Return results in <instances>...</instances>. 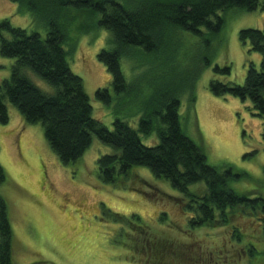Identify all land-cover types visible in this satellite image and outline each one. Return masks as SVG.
I'll use <instances>...</instances> for the list:
<instances>
[{
	"label": "rangeland",
	"instance_id": "rangeland-1",
	"mask_svg": "<svg viewBox=\"0 0 264 264\" xmlns=\"http://www.w3.org/2000/svg\"><path fill=\"white\" fill-rule=\"evenodd\" d=\"M217 15L222 18L218 31L202 27L191 33L177 27L154 51H122L120 65L130 91L117 93L97 57L101 49L113 47L111 32L98 24L100 13L70 6L56 20L66 34L69 67L82 78L94 118L109 129L116 117L137 128L150 111L146 99L165 88L168 95L178 96L180 126L202 148L207 162L231 167L228 186L249 198H264V119L249 100L215 95L209 88L212 79L243 85L249 64L259 68L261 54L251 51L248 41L241 42L238 33L243 28L264 31V9L229 8ZM2 18L46 36L48 20L33 18L17 2L0 0ZM13 63L0 55V82L9 78ZM226 66L228 73L222 71ZM24 73L44 93L56 92L29 68ZM104 87L111 90L109 103L95 96ZM6 106L8 121L0 123V165L6 175L0 195L12 230L13 264H198L202 259L201 264H210L212 256L219 264H264L262 220L250 215L239 221L254 246L243 253L245 243L230 242V227L192 228L173 199L183 197L181 192L147 167L135 168L137 180L121 175L115 184L104 183L97 158L115 153L111 146L93 135L83 154L64 164L50 148L42 124L26 122L9 101ZM139 137L147 146L158 142L155 132ZM170 239L181 243V256L169 251L156 257L157 243Z\"/></svg>",
	"mask_w": 264,
	"mask_h": 264
},
{
	"label": "trees",
	"instance_id": "trees-1",
	"mask_svg": "<svg viewBox=\"0 0 264 264\" xmlns=\"http://www.w3.org/2000/svg\"><path fill=\"white\" fill-rule=\"evenodd\" d=\"M10 1L19 3L35 19H47L48 30L46 36L41 38L37 31L29 32L13 26L8 18L0 19V55L14 59L9 78L0 82V123L8 121L6 101H9L26 122L42 124L50 148L64 164L76 161L95 135L116 151L97 158L102 182L115 184L121 175H132L137 180L139 175L133 174L135 168L147 167L154 176L164 178L181 192L183 197L173 199L179 201L192 228L230 227V242L245 243L243 253H250L254 248L249 243L251 236L243 233L238 223L250 215L264 222V198H249L248 194L237 193L228 186L227 182L232 176L231 167L221 169L207 162L202 148L180 126L178 96L168 95L165 88L155 89L146 99V107L150 111L140 117L137 128L116 117L113 128L109 129L94 118L82 78L69 67L68 53L63 48L66 34L57 20L70 6L90 7L99 12L98 24L111 32L113 47L101 49L97 57L111 75L113 91L129 92L120 65L122 51L137 48L154 51L163 46L167 35L177 27L191 33H200L202 27L218 31L222 25V18L217 15L219 10L240 8L253 11L259 6L264 9V0ZM211 17L215 20L212 21ZM238 34L241 42H249L251 51L261 54L259 68L253 63L249 64L243 85L212 79L209 88L215 95L230 94L249 100L255 113L264 119V31L243 28ZM26 68L53 86L56 92L48 95L41 91L24 73ZM229 70V66H226L222 71L228 73ZM95 96L104 103H109L112 98L111 90L107 87L98 88ZM153 132L158 142L151 146L143 144L139 133L149 136ZM5 176L0 165V184ZM141 181L144 182L142 178ZM180 246V242L170 239L157 243L153 253L160 259L169 251L172 255L181 256ZM195 259H199L198 256ZM209 263L219 264L212 259ZM0 264H13L12 230L7 206L1 195Z\"/></svg>",
	"mask_w": 264,
	"mask_h": 264
},
{
	"label": "flooded vegetation",
	"instance_id": "flooded-vegetation-1",
	"mask_svg": "<svg viewBox=\"0 0 264 264\" xmlns=\"http://www.w3.org/2000/svg\"><path fill=\"white\" fill-rule=\"evenodd\" d=\"M212 260H213V256H212V258H211Z\"/></svg>",
	"mask_w": 264,
	"mask_h": 264
}]
</instances>
